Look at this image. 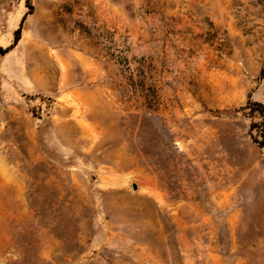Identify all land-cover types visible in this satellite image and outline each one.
Wrapping results in <instances>:
<instances>
[{"label":"rangeland","instance_id":"obj_1","mask_svg":"<svg viewBox=\"0 0 264 264\" xmlns=\"http://www.w3.org/2000/svg\"><path fill=\"white\" fill-rule=\"evenodd\" d=\"M12 45L0 264H264V0H0Z\"/></svg>","mask_w":264,"mask_h":264},{"label":"trees","instance_id":"obj_2","mask_svg":"<svg viewBox=\"0 0 264 264\" xmlns=\"http://www.w3.org/2000/svg\"><path fill=\"white\" fill-rule=\"evenodd\" d=\"M29 7L31 9H33L32 4H29ZM21 34H22V27L18 28V30L16 31L15 43H18L21 40ZM12 47H13V45L6 48V49L0 48V50L2 51L3 54H6L7 52H9L12 49ZM249 104L252 105L251 106L252 110L255 109V106H257V107L259 106V107L264 108V104L261 102H251L250 101ZM253 129H254V125H253ZM253 137H254L256 142L264 145V140H259L260 137H263V139H264V129L260 130V136L259 137H256V136H253Z\"/></svg>","mask_w":264,"mask_h":264},{"label":"water","instance_id":"obj_3","mask_svg":"<svg viewBox=\"0 0 264 264\" xmlns=\"http://www.w3.org/2000/svg\"><path fill=\"white\" fill-rule=\"evenodd\" d=\"M135 187L137 188V185H135Z\"/></svg>","mask_w":264,"mask_h":264}]
</instances>
